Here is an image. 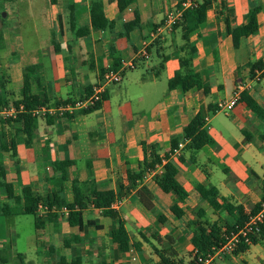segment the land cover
Listing matches in <instances>:
<instances>
[{"label": "crops", "instance_id": "crops-1", "mask_svg": "<svg viewBox=\"0 0 264 264\" xmlns=\"http://www.w3.org/2000/svg\"><path fill=\"white\" fill-rule=\"evenodd\" d=\"M179 2L136 0L139 26L124 36V24L132 15H121L115 1H14L19 10L2 29L0 49V75L9 102L20 99L27 68L31 95L40 106L54 108L86 99L104 72L117 63L134 65L120 84L106 87L97 110L37 118L28 146L19 124L3 127V142L10 144L0 150V169L14 195L22 198L21 205L26 202L25 189L43 198L55 192L70 204L73 179L84 196L116 194L119 185L126 187L128 177L140 171L145 155L155 151L163 159L169 154L172 140L184 143L168 160L177 167L174 179L187 197L181 202L163 193L153 180L155 174H145L135 189L111 206L130 239L128 252L121 254L109 237L117 225L100 210L89 207L83 212L80 231L69 227L67 214L56 213L52 220L48 213L39 216L37 211L35 216H10L2 207L13 208L14 201L0 192V217L5 218L0 246L10 248L13 264H19L18 257L23 264H190L181 253L193 249L194 223L205 230L217 224L224 232L237 220L229 206L241 207L249 215L262 201L264 77L253 80L256 70L251 75L249 64L264 61V0H212L203 23L186 25V40L181 26L165 24L166 15L179 9ZM91 8L112 21L113 29L92 30ZM253 19L257 32L241 38L234 48L229 29ZM87 29L85 35L76 36ZM190 49H194L192 69L201 75L208 94L202 89L185 94L168 89ZM241 85L244 95L231 112L209 114ZM199 112L207 118L204 128L212 144L192 151L183 141L184 128ZM66 161L73 162L69 178L59 181L52 165ZM157 174L169 179L162 168ZM198 187L214 189L216 197L205 200ZM138 193L150 201L151 210L139 201ZM174 205L183 211L181 217L171 212ZM18 216L34 219L26 253L15 248L18 234L12 221ZM211 264H264V237L245 251L216 255Z\"/></svg>", "mask_w": 264, "mask_h": 264}, {"label": "trees", "instance_id": "trees-1", "mask_svg": "<svg viewBox=\"0 0 264 264\" xmlns=\"http://www.w3.org/2000/svg\"><path fill=\"white\" fill-rule=\"evenodd\" d=\"M6 1V0H4ZM115 1L121 15H126L130 13L132 15V20L124 24V36H127L128 33L139 26V17L136 9V0H111ZM184 0H180L178 7ZM210 0H201L196 7L185 10L179 20L175 22L172 27H182L183 39L186 40L187 27L189 23L195 21L196 24H201L206 19V11L210 7ZM0 18L4 17V13L1 11ZM2 25L0 27V49L3 48V37L2 29L4 28V20H2ZM90 27L94 31H104L112 30L114 24L112 21H108L105 17L97 13L91 8L90 10ZM257 23L256 20H251L248 24L244 26H239L234 29H229V34L231 35L234 48H238L239 41L243 37H248L254 35L257 32ZM88 32V29L85 32H76V36L80 37L85 35ZM194 49H190L189 55L179 62V69L174 73L172 78L168 81L167 86L169 90H176L179 94H185L186 92L192 89H202L204 94L209 93L208 86L202 80L201 75L195 73L192 69V54ZM262 63H251L249 64L251 75L253 71L262 69ZM119 64L117 63L112 69H118ZM31 69L27 68L25 70L24 83L20 91V99L17 101L9 102L5 94V79L0 75V108L12 105L18 107L19 105L23 106L24 111L19 113L15 119H1L0 118V150H7V144L3 142L5 137L3 127L5 125L13 127L14 124H19L21 132L25 138V143L28 146L29 142L32 139V136L37 127V118L31 115V110L35 107H39L41 104L31 95L30 93V83L28 72ZM244 92L241 93L240 99H242ZM104 96H102V99ZM101 103H97L94 107L85 110L84 113L88 114L100 107ZM215 110H210L209 114L216 112ZM255 114L260 113V109L257 107L253 108ZM205 116L201 112L188 123L184 128V138L183 141L187 143V148L192 151H198L203 146L212 144L211 138L208 136L205 131ZM180 141L172 140L170 142L169 154L165 155L161 159L155 151H151L149 156H144V159L140 166V171L136 174H131L127 181L128 185L123 187L122 185L118 186V191L115 194L113 191H109L105 198H100L96 196H84L81 194L79 183L77 180H72V192H73V202L70 204H64L61 201L55 192L46 197H40L29 189L24 190V199L25 204L21 205V197L15 196L13 193V187L10 183H7L2 170L0 169V192L4 193L7 199L13 200L15 206L13 208H8L7 204H4L2 207V212L8 213L10 216L17 215H36V211L39 205H42L48 209V218L55 219L56 212H52V208L57 211L62 207H65L67 210V222L70 228L77 227L80 231L82 230V214L89 207H93L95 210H100L101 214L105 217L110 218L113 222L116 223L117 228L110 231L109 237L112 244L116 245L119 253L125 254L128 252L130 247V239L128 233L124 226V221L120 218L119 214L112 209V204L115 200L121 198V196H126L130 190L136 188L137 182L143 179V176L147 173L153 172L156 170L157 166H161L163 169V174L169 176L168 180H163L162 175L155 174L153 180L158 188L165 194L175 195L179 201H183L187 197V192L175 181L174 177L177 174V167L170 162L168 159L171 155L174 154V150L178 148ZM11 143V147H13ZM164 160L165 163H162ZM1 161V159H0ZM179 162H182V158L179 157ZM73 165V162L66 161L60 163H53L52 167L54 171L59 172L60 178L59 181L68 180L69 174L68 170ZM1 166V162H0ZM197 191L200 196L207 201L213 200L216 197V191L214 189L204 190L202 187H198ZM139 201L149 210L152 209L151 203L146 198L142 197L138 193ZM264 199V197H263ZM262 199V200H263ZM213 202V201H212ZM229 209L237 214V220L234 225L226 226L225 231L221 232L220 227L217 224H213L209 227L208 230L202 229L201 224H193V236L191 238V245L195 248L200 254L205 255L211 251L212 247H217L218 245L224 243L226 239L232 234L238 231L243 225L248 221L249 215H253L259 209V205L254 207L249 215H244L241 207H231ZM171 212L175 217H181L183 211L174 205L171 207ZM93 223L89 224L92 226ZM5 236V225L0 223V240ZM264 237V223L260 226L259 232L250 237L251 245L256 244L259 240H262ZM74 239V238H73ZM78 240V238H75ZM249 246L244 244H239L237 249L234 251V254L238 252L245 251ZM8 246H0V264H6L10 258ZM19 264H23L20 257H18ZM58 264H68L64 261H59Z\"/></svg>", "mask_w": 264, "mask_h": 264}, {"label": "built area", "instance_id": "built-area-1", "mask_svg": "<svg viewBox=\"0 0 264 264\" xmlns=\"http://www.w3.org/2000/svg\"><path fill=\"white\" fill-rule=\"evenodd\" d=\"M201 0H184L181 4L179 9L175 12L168 13L165 17V24L167 26L173 25L175 22L179 20L182 13L193 7H196L197 4ZM212 1V0H210ZM262 69L256 70L254 72L253 80L260 81L264 77V61L262 63ZM134 68L133 64H126L122 65L116 70L107 69L104 72L101 81L96 84L91 91V94L84 100H79L71 104H62L57 107H47V106H39L35 107L31 110V115L36 118L46 117L48 115H59L63 116L65 114H70L75 110H88L94 107L97 103L102 102V96L107 86L119 84L122 79L123 75L127 70H131ZM245 86L241 85L237 87L231 99L228 102H223L218 105L216 111H222L224 113L231 112L239 103L240 95L243 92ZM23 106L19 105L18 107H14L12 105L5 106L0 108V118L1 119H15L17 115L23 112ZM207 118H205V122ZM184 143L178 144V148L174 150V154L178 155L179 151L183 149ZM164 161H162L163 163ZM161 166H157L156 170L146 175H153L157 174L160 171ZM48 209L42 205H39L37 208V213L39 216L46 214ZM52 212L67 214V210L65 207H62L60 210H56L52 208ZM264 223V199L259 204V209L253 215H249L248 221L238 229L237 232L232 233L224 243L218 245L217 247H212L211 251L205 255L200 254L195 248L191 251V261L190 264H211L213 258L216 255H225V254H233L234 251L237 249L239 244H244L246 246H251L250 237L255 235L259 232L260 226Z\"/></svg>", "mask_w": 264, "mask_h": 264}, {"label": "rangeland", "instance_id": "rangeland-1", "mask_svg": "<svg viewBox=\"0 0 264 264\" xmlns=\"http://www.w3.org/2000/svg\"><path fill=\"white\" fill-rule=\"evenodd\" d=\"M14 1L15 0H6V1L0 0V14H2L1 11L4 13V17H2V20H4V23H6L7 19H13L14 16L15 17L17 16L16 11L19 9L17 6L13 4ZM2 20L0 18V27L3 23ZM126 73L127 72H125V74ZM125 74L123 75V79H124ZM33 220L34 219L32 216H18V217H15L12 221L14 229L18 234V237L16 239L15 248L20 253H26L27 251L28 237L33 231ZM0 223H3L5 225V218L0 217ZM148 254L154 255V252L150 251ZM181 255L184 256V258L191 259V252L188 253L187 251H184L181 253ZM8 262L9 264H13L14 261L10 260L9 258Z\"/></svg>", "mask_w": 264, "mask_h": 264}]
</instances>
